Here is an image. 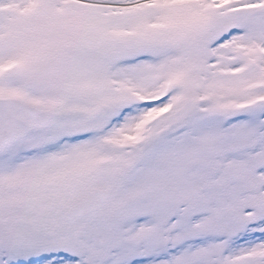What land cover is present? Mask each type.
<instances>
[{"label":"snow or ice","instance_id":"6c2138e0","mask_svg":"<svg viewBox=\"0 0 264 264\" xmlns=\"http://www.w3.org/2000/svg\"><path fill=\"white\" fill-rule=\"evenodd\" d=\"M0 264H264V0H0Z\"/></svg>","mask_w":264,"mask_h":264}]
</instances>
